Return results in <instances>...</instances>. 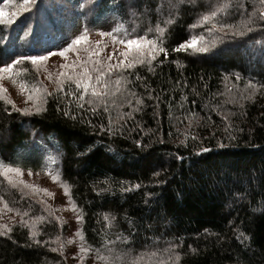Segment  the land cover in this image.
<instances>
[{
  "label": "trees",
  "instance_id": "trees-1",
  "mask_svg": "<svg viewBox=\"0 0 264 264\" xmlns=\"http://www.w3.org/2000/svg\"><path fill=\"white\" fill-rule=\"evenodd\" d=\"M13 1L0 0V5ZM100 2L36 0L27 11L25 6L16 7L12 10L16 15L9 12L11 27L0 23V59L58 52L88 27L92 30L88 42L74 46L79 49L76 54L81 55L80 61L87 60L85 49L95 51L92 42L103 40L108 47L99 57H92L103 60L111 46L122 45L100 37V31H111L115 23L121 22L143 35L168 15L166 0L163 14L156 12L161 0H139L132 9L121 10L122 20L113 13L114 2L121 0H105V6L97 8ZM130 2L124 0L125 4ZM212 2L184 0L167 29V57L160 54L152 72L138 65L123 73L131 83L123 84L121 92L134 91L144 99V105L141 111L133 112L131 119L125 117L114 123L115 134L99 130V125L108 124V114L102 107L99 115L93 116L71 106L76 116L73 119L57 110L58 101L53 97L43 105L46 111L32 115H24L0 101V158L19 164L22 170L44 171L46 164L53 171L59 170L83 215L80 228L84 243L100 249L101 255L109 254L107 249L112 245L107 241H116L120 236L125 239L117 241V250L132 256L155 253L154 257L144 255V264H172L177 253L181 256L179 264H264V92L258 91L251 100L240 99L248 80L264 83V48L254 43L264 39V31L257 28L245 37L217 44L214 52L225 45H239L224 55L172 51L203 31L189 26ZM246 10L251 11V0H246ZM132 11L136 14L132 15ZM239 19V15H233L227 22ZM26 32L28 39L23 37ZM205 35L212 40V36ZM235 73L240 75L239 81ZM136 74L143 79L137 81ZM116 75L114 72L112 79ZM226 75L227 81L223 79ZM21 76L23 80L32 78ZM71 86L75 89L74 83ZM149 93L153 99H148ZM232 98L238 103H226ZM114 99L116 104L109 106L116 121L118 113L132 108L126 102L120 106L121 93ZM218 104L233 113L229 132H225L221 116L212 111ZM59 107L64 109L63 101ZM192 113L196 116L192 117ZM186 117L191 119V127ZM82 119H91L96 127ZM184 133L189 139L185 140ZM191 136L197 138L193 140ZM89 146H94L92 151L78 155ZM201 148L211 151L201 153ZM49 158H54L56 164L51 165ZM136 184L140 187L132 188ZM35 192L27 193L20 186L13 188L0 176V197L18 216L10 226L12 232L0 235V264H80L79 259L67 256L66 249L65 253L51 250L64 243L65 226L58 223L51 209L45 207L46 201ZM16 209L28 214L21 218ZM105 214L115 217L111 226H107ZM30 232L37 235L32 237ZM240 232L250 237L244 244L237 240ZM95 257L92 251L86 259L95 262Z\"/></svg>",
  "mask_w": 264,
  "mask_h": 264
},
{
  "label": "snow or ice",
  "instance_id": "snow-or-ice-1",
  "mask_svg": "<svg viewBox=\"0 0 264 264\" xmlns=\"http://www.w3.org/2000/svg\"><path fill=\"white\" fill-rule=\"evenodd\" d=\"M36 0H23L25 11L28 10V6L35 4ZM91 2V0H90ZM139 0H131L130 3L125 4L124 0H121L120 3L113 4V13L116 17L122 20L120 17V12L125 7L132 9L133 5H137ZM168 5V15L163 19L162 23L156 24L154 27L147 28L143 35L137 34V30L129 28L121 23L117 22L112 27L111 31H100L98 34L100 37H109L113 45H123V49L117 51L113 48V51L108 53V55L103 59H92L95 55L99 57L100 53L103 52L104 48L108 47V44L103 40H96L92 43L95 44L96 49L93 51L91 48H86L85 51L88 52V59L85 61H80L77 57L76 61L71 63L61 65V69H72V72L69 74L67 72L61 71L59 75L55 78L54 84L55 87L52 91H49L45 88L32 87L31 89H26L23 81L20 83V91L27 92L25 104L28 105V102L31 101V106H25L23 108H17L14 101L8 96L4 95L7 92V89L0 84V100L6 105H11L12 109L15 111L21 112L24 115L39 114L46 109L43 107L44 104H47L48 98L53 97L58 101L57 110L62 111L64 116H71L73 119H76V116L71 111V106H74L76 109L82 110L84 112H91L93 116L99 115L98 109L102 107L103 112L108 114V124L107 126L101 124L99 125L100 131H107L109 133L115 134L113 125L119 120L127 117L128 119L132 118L133 112H138L142 110V105H144V99L139 97L134 91L126 90L121 92L122 86L125 83H131L128 81L127 77L123 73L127 70H134L138 65L141 67L147 66L149 72L154 71V62L157 61V58L160 54H163L166 58L168 55V49L164 46L166 33L169 26L174 22L175 16L174 13L179 11L180 4L184 0H166ZM191 2V0H189ZM105 0H101L100 3L96 4L97 8L104 7ZM83 7V5H80ZM165 11V0H161V4L157 6V14H163ZM135 11H132V15H135ZM13 16L16 13L12 14ZM233 15H239L240 19L229 23L227 22L232 18ZM4 12L0 10V23L11 24L12 16H9L7 19H4ZM190 29H195L197 27L203 28V31L198 35H191L189 39L185 40L182 43H179L175 48H172L173 52H191L192 54H202V53H212L213 56L227 54L228 50L232 47H239V45H225L223 49L214 52L213 49L216 48L217 44H224L226 40H235L237 37H245L248 33H253L257 28H260L264 31V0H251V11L246 10V0H213L207 7V9L198 14L196 21L189 26ZM91 29L84 27L78 36L72 41L71 44H68L67 47L61 48L58 52V55L66 58V53L70 50L78 51L79 49L74 46L81 44V42H88V37L91 33ZM212 36V40L209 41L207 36ZM214 33H219V35H214ZM151 37V38H150ZM254 43L260 44L264 48V39L255 41ZM57 55L48 51L47 55L36 54V55H23L21 54L17 59H12L9 57L7 60L0 59V64L3 66L0 67V79H3L5 74L12 79L13 83H16L15 77L19 75V70H14L13 66L18 65L21 62L28 60L31 61L33 65H37L38 62H44L48 59L49 56ZM115 56V61H114ZM11 60L9 63L8 61ZM114 61V62H113ZM160 64H163V60L159 61ZM178 67H180V62L175 61ZM91 64L92 67L89 68L88 65ZM82 69L77 71L76 69ZM117 73L116 78L112 79L113 73ZM95 73V75H93ZM235 79L239 81L241 79L238 73L233 74ZM49 80H53L51 73L47 77ZM135 79L137 81L142 80L143 78L136 74ZM225 81L229 79L226 75L223 77ZM75 84V89L72 88V84ZM179 81L177 84L179 85ZM67 84V91L65 86ZM147 90V85H145ZM258 91L264 92V83H254L251 79L247 81L244 87V92L240 94V99L251 100L256 95ZM40 92L41 95L37 96L36 93ZM117 93H121L123 96V101L126 102L129 107L132 108V111L127 113H118L116 121L113 120L110 110V103L112 105L116 104L114 97ZM244 93H247L245 95ZM217 95H223V93H217ZM87 97V99H86ZM112 98V99H110ZM133 99L135 100V105H133ZM148 99H153V96L149 93ZM158 99V97H157ZM182 99H186L182 97ZM37 100L40 103H37ZM64 102V109H60L59 102ZM229 104H236L238 101L235 98L229 99L226 101ZM85 105H88L86 108ZM183 107V105H181ZM4 111H8L7 108ZM212 111L216 112L217 115H220L222 120L225 122V132H229L231 129L230 117L233 115L231 111H224L223 104H218L212 107ZM171 115V113H169ZM192 117L196 116V113L191 114ZM189 119V127H191V119ZM202 119V118H200ZM211 118L209 117V120ZM82 122L89 124L90 126L96 127L93 125L91 119L83 120ZM199 122V121H197ZM122 127V125H121ZM185 140L189 139L187 133L183 134ZM191 139L195 140L196 136H191ZM234 139L235 137H230ZM140 145V141H136ZM183 143V141H181ZM219 147H223V144H219ZM94 146H89L85 149V152L78 153V155H86L88 152L92 151ZM142 147L147 148L148 145H142ZM211 150L208 148H201V153H207ZM199 154V153H198ZM178 159H183V157L178 156ZM49 163L55 165L56 161L54 158H49ZM48 167V164L45 165V168ZM19 179H14L13 175ZM29 176L32 175L31 169L28 170ZM51 176L54 182L61 180V174L59 170L53 174L52 172L46 173ZM23 171L19 164H13L11 162H5L4 159L0 158V176L4 177L5 180L13 187L23 186L24 188H33L34 185L28 184L22 178ZM153 175L158 176L159 172H154ZM61 186L64 188V194L68 197L69 206L73 211H77L78 205L73 201L70 193V187L66 185L65 182L61 181ZM140 185H133L132 188H139ZM125 191H130L129 189H124ZM43 191L47 192L46 189ZM51 195V193H48ZM0 203H3L4 208L8 211H12V208L8 207V203L4 201L3 197H0ZM46 208L50 206L45 205ZM261 209H255L254 211H260ZM17 213L23 218L24 215H27V211L21 212L20 209H16ZM50 215L52 212L50 211ZM39 219H43L40 217ZM59 221L60 218L56 217ZM83 215L81 212H77L76 221L77 223L82 222ZM104 220L107 222V226H111L112 222L115 220V217H110L108 214H105ZM22 223H26L21 221ZM0 229L5 231L0 232V235H7L12 232V229L7 225H0ZM207 231V230H205ZM36 232H30V236L35 237ZM76 235L81 238V245L79 247V262L83 264L87 255L95 251L97 261H102L103 264H144L143 257L144 255H149L154 257L155 253L150 254H138L132 256L131 253L127 251L117 250V241H123V237L117 236L116 241L109 240L107 244L112 245L111 248H108V255H101L100 249H93L90 245L84 243V237L82 235V230L78 229ZM250 237L245 235L244 232H240L237 236V240L244 244L245 241L249 240ZM56 241H60V237L56 238ZM39 243V241H37ZM48 243V242H45ZM67 243H72V240H68ZM103 247V245H102ZM64 243H59V248H52L53 252L63 251ZM195 251V249H193ZM181 256L177 253L175 254L172 264H179ZM156 264H166L164 261H156Z\"/></svg>",
  "mask_w": 264,
  "mask_h": 264
},
{
  "label": "rangeland",
  "instance_id": "rangeland-1",
  "mask_svg": "<svg viewBox=\"0 0 264 264\" xmlns=\"http://www.w3.org/2000/svg\"><path fill=\"white\" fill-rule=\"evenodd\" d=\"M19 3V4H18ZM58 3H56L57 5ZM12 9L10 10V8ZM16 7L18 8H24L23 0L21 2H18V0H14L10 4H3L0 5V10H3L4 17L8 18L9 12L14 10ZM14 13V11H12ZM8 28L11 27V24H5ZM26 31V27L25 30ZM29 31V30H28ZM27 33V32H26ZM25 39H28V33L23 36ZM113 47L109 48L110 52L113 51ZM123 45L121 48L118 46L115 49L118 48V51L123 49ZM250 53L252 52L251 49H249ZM59 52V51H58ZM49 56L48 59L44 62H38L37 65H33L31 61L25 60L21 62L18 65H14V70H19V75L15 77L16 83L12 82V79H10L7 74H5L3 79H0V84L4 86V88L7 89V92L4 93V95L11 98L14 103L16 104V107L23 108L25 106H31L32 102L29 101L28 105L25 104V99L27 92H21L20 91V83L23 81L26 89H31L32 87L37 88H47L49 91H52V89L55 87L54 80L59 75L61 71L71 73L72 69H61V65L71 63L73 61L77 60V57H80L81 55L76 54V51L70 50L68 53H66V58L61 57L58 55ZM107 56V55H105ZM22 67H24V70H22ZM27 67V68H25ZM77 71L79 68L76 69ZM51 73L53 76V80H49L48 74ZM23 75L24 77H32L31 80H23L21 77ZM37 96H40L41 93L37 92ZM3 102V100H0ZM37 103H40L39 100H37ZM23 175L22 178L24 181H26L30 185H34L35 189L33 188H24L23 186H20L23 188L27 193H30L31 190L34 192L36 191L43 199L42 201H46L48 206H50L51 211L54 213V216L59 217L60 220L58 223L60 225L65 226V235H64V248L63 252L65 253V249L67 252V256L72 259H79V247L82 243L81 238L76 235V231L78 229L81 230L80 227H82V222L77 223L76 221V215L77 212H80L79 209L77 211H73L71 207L69 206L68 197L64 194V188L61 186V181L54 182L50 175L46 174L48 172H52L55 174L57 170H52L50 166L46 168L44 171H32V175L29 176L28 170H22ZM14 179H19L15 176V174H12ZM4 178V177H3ZM5 180V179H4ZM7 182V180H5ZM65 182V181H63ZM67 185V184H66ZM68 186V185H67ZM19 187V186H18ZM44 189L47 190V192L43 191ZM35 192V193H36ZM48 193H51L49 195ZM10 208V207H9ZM18 216L15 213V211H8L4 208L3 203H0V225H7L10 227L13 225ZM1 231H5L4 229H0ZM83 234V233H82ZM68 240H72V243H67ZM84 242V241H83ZM86 259V258H85ZM86 264H103L102 261H92L89 259H86Z\"/></svg>",
  "mask_w": 264,
  "mask_h": 264
}]
</instances>
